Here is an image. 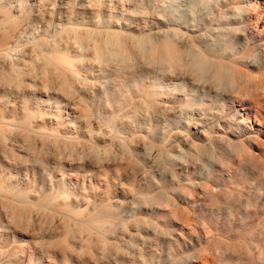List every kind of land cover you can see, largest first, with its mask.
Returning <instances> with one entry per match:
<instances>
[{
    "label": "rangeland",
    "instance_id": "374dc122",
    "mask_svg": "<svg viewBox=\"0 0 264 264\" xmlns=\"http://www.w3.org/2000/svg\"><path fill=\"white\" fill-rule=\"evenodd\" d=\"M65 1L18 7L0 0V264H264V191L254 195L243 186L264 185V170L241 163L232 131L258 134L249 144L264 167V122L236 107L219 128L208 125L213 112L198 123L202 115L184 105L181 92L159 99L142 79L148 42L159 45L158 36L170 30L196 37L204 25L168 21L165 5L153 0H69L67 11ZM235 4L249 6L246 33L264 45V0H230L224 10L231 14ZM57 27L83 35L106 28L125 49L88 51L84 36L76 42ZM175 39L174 47L188 50V35ZM54 42L84 52H47ZM107 45L100 42L101 51ZM63 54L64 66L53 61ZM152 66L161 68L159 61ZM257 70H250L252 80L264 93V69ZM75 71L79 79L70 77ZM180 74L190 81L188 71L172 75ZM239 93L233 106L245 99L242 106H253ZM203 128L233 144L216 141L212 148ZM195 131L204 134L197 146L190 144Z\"/></svg>",
    "mask_w": 264,
    "mask_h": 264
},
{
    "label": "bare ground",
    "instance_id": "6f19581e",
    "mask_svg": "<svg viewBox=\"0 0 264 264\" xmlns=\"http://www.w3.org/2000/svg\"><path fill=\"white\" fill-rule=\"evenodd\" d=\"M28 1L29 0H15V2L18 3V7L26 6ZM41 1L42 0H39L40 4ZM227 1L230 0H153L155 4L161 3L165 5L164 8H161V11L162 15L168 19V21L170 18L177 21L180 20L184 24H189L190 22L194 21L196 22V27L199 26V29L200 25L201 27L204 25V30L201 35L199 33L196 37H193L191 34H189L187 30L185 32L183 30L165 31L162 35H160L161 37L158 36L160 38L159 45L148 42V44L150 43L149 47L151 46L149 50L147 49L149 52L146 53L148 65L152 66L154 63L159 61L161 68H159L158 71L157 68L155 70H150L148 66V71H143L142 73L145 75V77L142 79L148 82V85L152 89V94L158 96L159 99L161 95L172 96L176 92H181L184 105L187 106L188 109L197 110L199 115H202L201 119H199L200 121H196L198 123H202L205 118H208V112H213V117H210V120L207 121L208 125H210V127L217 126V128H219V121L220 119L224 118L225 115H230L232 113L234 116V114H238L241 110H254L255 113L253 116L259 121V125L261 126V122H264V116L261 114L262 108H264V93L258 92V89L262 85L259 87V83L252 80L253 78L250 70L252 68L256 70L264 69V45L260 42H257L256 45L253 44L256 42V39L252 35H248L246 33L248 27L251 24L248 23V19L246 20L244 18L246 14L245 12L249 10V6L244 7L238 4L232 5L229 7V9L227 8L231 12V14H228L227 11L224 10V6ZM55 2L56 0H52L51 4L55 5ZM8 3L10 4L11 2L8 1ZM64 5L67 6V11L68 7L70 6V1L66 0ZM183 6H187V8L185 7V9L181 10L180 8ZM250 9L253 10L252 8ZM108 15L109 18L116 17L111 14V12H109ZM123 15L124 14H120L121 19H124ZM261 18H263L262 13H259L254 23H257ZM71 19V16L66 18L68 24L71 23ZM168 23L170 24V22ZM75 24L77 25V23ZM58 30L59 29L57 27L56 31ZM59 32L72 33L76 42L78 39L84 36V39L89 43L87 48L88 51L107 52L117 47L123 48L122 50L125 49V47L121 44V36L107 30L106 28L102 30L99 29L98 31L94 32L91 31L93 33L91 35H83L79 33L78 30L65 28L59 30ZM212 32H217V37H215L217 42L221 44L220 47L213 46L214 44L212 45V43H214L211 40L213 37ZM186 35H188L190 43L187 42L188 50L182 52L174 47L176 44L173 45V42L176 37L180 39ZM143 41L140 38L139 42L141 46L144 44ZM100 42H103L105 45L108 44L109 46H106L107 49L104 47V51H101L99 46ZM208 42L211 44H208ZM32 45L34 48L37 46L35 42H32ZM159 48L160 51L157 52ZM12 49L10 51H13ZM47 52H84V50L82 51L78 49L67 48L66 51H63V48H61L57 42H54V45L50 46ZM76 56L79 55L76 54ZM53 61L64 66V63H66L68 59L65 54L55 55L53 56ZM65 69L72 71L69 68ZM242 69V72L245 73H241ZM176 70L188 71L189 74H191V78L189 79L190 83L185 81V79L182 77V74L179 76H173ZM222 72L228 74L229 78L227 80L223 79L221 74ZM69 74L71 78L79 79L80 77L76 71L75 73L69 72ZM260 90H262V87ZM239 92L244 93L245 96H249H244L243 99L251 97L250 99L254 100L253 106L250 104L242 106V102L246 101V99L241 101V104L239 103V105L233 106V102L231 101L230 103L232 94L235 95V93ZM235 96H237V94ZM205 100H209V103H207ZM227 102L230 104L226 106ZM56 104L59 106L58 101ZM208 105L211 108L208 109ZM194 106L199 108H194ZM228 106L229 108L226 109ZM236 107H240L239 111H237ZM56 108H60V106ZM168 109L172 110L173 108ZM57 112H59L58 109ZM190 112L192 111L187 110V112H185L186 114H184L189 122H191V120H195L193 117H189ZM182 113L183 109L180 110V115H182ZM247 114H249V112H247ZM258 118H260L262 121L260 122V119ZM207 122H205V124H207ZM256 130V133H258L260 129ZM232 131L234 132L233 135L235 138L238 139L237 146L239 147V152L242 154L241 163H252L259 170H264L263 164L257 157L259 154H261V152H256L249 144V142H251L253 139L259 138L257 136L258 134L255 137H252L250 136V131H248V129L245 128V130L241 131L237 126H235ZM203 132L207 135H205V138L210 142V146L212 148L215 147L216 141H226V143L229 145L233 144L234 140H230L225 136H216L215 139H212L208 136V134L213 133L207 128H203ZM203 132L195 131L192 135L190 144L197 146V141H199L200 138L204 136ZM121 134L126 136L123 139L125 144L134 142L130 135H127L126 133ZM148 135L151 136V132H149ZM125 146H127V144ZM226 180L228 183H230L232 180L229 174ZM243 186L247 191H251V193L254 195H261V192L264 191V185H259L258 183L254 184L252 180H250L248 183H244ZM230 192L232 191L230 190ZM111 213L113 216H115V213ZM158 229L159 228L157 227L154 229L155 236L160 235ZM172 256H175L174 252H171V254L169 253V259H172ZM188 257L192 258V262L198 259V257L193 254ZM200 262H202V260Z\"/></svg>",
    "mask_w": 264,
    "mask_h": 264
}]
</instances>
